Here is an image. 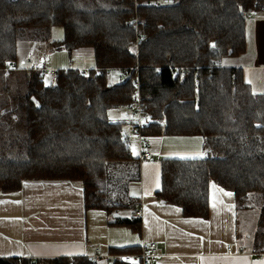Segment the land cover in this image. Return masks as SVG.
<instances>
[{"label":"trees","instance_id":"obj_1","mask_svg":"<svg viewBox=\"0 0 264 264\" xmlns=\"http://www.w3.org/2000/svg\"><path fill=\"white\" fill-rule=\"evenodd\" d=\"M3 2L0 195L18 192L25 181L68 180L81 182L86 209L119 207L109 197V168L139 158L124 142L127 118L114 120L110 111L133 99L139 77L151 119L145 134L200 138L207 153L163 158L159 199L202 219L210 216L212 185L232 191L239 208L258 203L255 249L264 253V93L254 92L242 68L222 62L246 51L247 15L264 11V0ZM136 26L144 36L138 47ZM55 27H63V39L51 40ZM23 40L71 54L96 49L100 71L60 70L55 85L40 71L4 77L3 67L19 64ZM174 66L190 72L175 76ZM118 67L129 69L122 81L116 80ZM115 222L141 229L134 217ZM0 264L18 263L0 258ZM36 264L97 262L62 257Z\"/></svg>","mask_w":264,"mask_h":264},{"label":"crops","instance_id":"obj_2","mask_svg":"<svg viewBox=\"0 0 264 264\" xmlns=\"http://www.w3.org/2000/svg\"><path fill=\"white\" fill-rule=\"evenodd\" d=\"M246 38V51L222 62L242 68L245 79L261 87L264 11L248 18ZM31 56L25 55L19 63ZM39 64L44 65L43 61ZM150 142L151 159L113 165L108 173L110 200L120 205L114 214L140 219L141 229L116 223L112 211L86 209L81 182L25 181L18 192L0 195V258L36 264L88 257L97 264H122L110 255L138 252L156 241L162 253L158 264H264V253L255 249L256 232L240 230V210L232 191L211 186L208 219L185 217L180 207L163 203L157 195L161 160L178 153L198 156L202 139L154 136ZM133 201V205H122ZM138 209H142L141 216Z\"/></svg>","mask_w":264,"mask_h":264},{"label":"built area","instance_id":"obj_3","mask_svg":"<svg viewBox=\"0 0 264 264\" xmlns=\"http://www.w3.org/2000/svg\"><path fill=\"white\" fill-rule=\"evenodd\" d=\"M250 17L251 15H247ZM137 23V20H136ZM137 28V26H136ZM139 28H137L138 30ZM137 31V40L143 39L144 36ZM136 42V47H138V43ZM30 66L27 68L15 62H9L5 67L1 69L2 73L10 74L11 71H25L28 75L34 71H40L42 76L44 77L47 84L55 85L58 81L59 71L60 69L55 67H47L45 65H41L37 63L35 60H29ZM221 62L219 61V64ZM95 69L100 71L99 67H91V68H80L81 71H87L90 69ZM135 69L137 71L140 70V66L137 64ZM117 78L116 80L122 81L124 80L129 73V69L127 67H118ZM173 75H185L190 72L188 67L183 66H174L172 67ZM135 83L137 86L136 93L133 96V99L126 104L127 108V122L132 125V130L126 133L124 142L129 146L133 147V143L135 142V147L137 149L136 154L139 158V161H145L151 159L153 157V152L151 151V142L148 135L145 134L147 127L150 124V117L146 112V106L142 100L140 93V82L139 77L135 79ZM142 209L137 210V215L141 216ZM231 249V248H229ZM162 255L158 244L156 241H151L149 244L144 247L141 251L138 252H126L120 253L116 255H110L113 260H122L124 262L134 263V264H158V258ZM115 258V259H114Z\"/></svg>","mask_w":264,"mask_h":264},{"label":"rangeland","instance_id":"obj_4","mask_svg":"<svg viewBox=\"0 0 264 264\" xmlns=\"http://www.w3.org/2000/svg\"><path fill=\"white\" fill-rule=\"evenodd\" d=\"M4 12V2L3 0H0V15ZM65 37L64 29L63 27H55L52 30L51 33V40H61ZM141 40V39H140ZM136 39V42H140ZM19 54L20 58L22 59L27 54L33 55V59L40 63V61H43L45 66L47 67H55L60 70H67V69H80L92 66L93 64L97 63V56H96V49H79L73 52L72 54L68 52L67 50H54L50 44L47 43H34L29 41H21L19 43ZM22 66L29 67L30 63L28 62V59H25L23 62L19 63ZM115 76H116V70H115ZM9 74L3 73V76L6 77ZM250 84L254 90V92L264 93V80H261V87L259 85H255L254 82L250 81ZM0 95H2L0 93ZM127 108H121L117 110H111L110 115L111 118L114 120L119 119H125L127 116ZM125 131L129 132L132 130V125L130 123L124 124ZM133 154H136V147L135 142L133 143ZM152 149V147H151ZM206 151L202 150L199 154H197L200 157L206 156ZM192 157L189 154L187 155H181V153L178 154H169L167 157ZM165 157V158H167ZM197 157V156H196ZM260 206L258 203L251 204L250 207L245 208V206H240L239 208V221L241 225V231L244 233H251L257 232V223H258V216L257 212L259 211L258 208ZM115 212L112 213V216ZM256 234V233H255ZM255 237V236H254ZM255 242V241H254ZM263 244H259V246H262ZM256 247V244H255Z\"/></svg>","mask_w":264,"mask_h":264},{"label":"water","instance_id":"obj_5","mask_svg":"<svg viewBox=\"0 0 264 264\" xmlns=\"http://www.w3.org/2000/svg\"><path fill=\"white\" fill-rule=\"evenodd\" d=\"M115 218H122L123 216L119 213L114 214Z\"/></svg>","mask_w":264,"mask_h":264}]
</instances>
